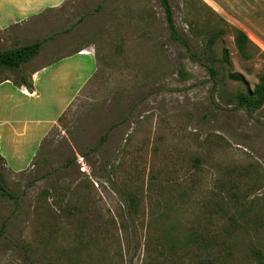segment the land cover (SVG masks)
Listing matches in <instances>:
<instances>
[{
	"label": "rangeland",
	"instance_id": "1",
	"mask_svg": "<svg viewBox=\"0 0 264 264\" xmlns=\"http://www.w3.org/2000/svg\"><path fill=\"white\" fill-rule=\"evenodd\" d=\"M168 2L192 52L189 20L215 13L258 49L243 59L224 34L210 77L159 0H63L0 31V50L41 41L29 82L76 51L91 60L25 162L0 156V264H264V108L232 100L264 72V0Z\"/></svg>",
	"mask_w": 264,
	"mask_h": 264
},
{
	"label": "crops",
	"instance_id": "2",
	"mask_svg": "<svg viewBox=\"0 0 264 264\" xmlns=\"http://www.w3.org/2000/svg\"><path fill=\"white\" fill-rule=\"evenodd\" d=\"M62 1L0 0V31L22 24ZM254 36L260 39L257 33ZM90 61L89 54L76 51L32 70L29 85L0 81V156L8 165L20 166L33 152L39 138L67 103L68 94L81 84Z\"/></svg>",
	"mask_w": 264,
	"mask_h": 264
},
{
	"label": "trees",
	"instance_id": "3",
	"mask_svg": "<svg viewBox=\"0 0 264 264\" xmlns=\"http://www.w3.org/2000/svg\"><path fill=\"white\" fill-rule=\"evenodd\" d=\"M163 11V18L168 30L169 37L183 47L186 54L195 62L201 64L210 77L216 76V70L211 65L212 46L216 40L224 34L230 32L236 51L243 59L250 58L249 48L258 49L257 46L249 39L247 34L241 28L227 22L225 19L215 13L216 20L211 22L209 17L203 20L192 18L188 22L190 34L198 39L197 52L189 49L185 39L179 35L175 29L172 17V11L168 0H159ZM41 46V41L36 40L30 43L16 45L12 48L0 50V68L8 69L17 73L20 77L15 80V84L29 85V81L20 74L21 64L28 61L34 56ZM220 59L228 61V54L225 48L221 49ZM233 79H241V75L233 72L229 74ZM232 100L238 107H243L249 111H256L264 108V72L258 76L257 82L252 89L247 92L236 91L232 94ZM1 159V158H0ZM9 193L5 190L0 177V196H7ZM128 205L131 210L135 209L134 197L128 196ZM73 208V207H72Z\"/></svg>",
	"mask_w": 264,
	"mask_h": 264
}]
</instances>
